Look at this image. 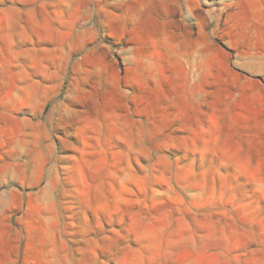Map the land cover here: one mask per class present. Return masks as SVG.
Returning <instances> with one entry per match:
<instances>
[{
    "label": "rangeland",
    "instance_id": "374dc122",
    "mask_svg": "<svg viewBox=\"0 0 264 264\" xmlns=\"http://www.w3.org/2000/svg\"><path fill=\"white\" fill-rule=\"evenodd\" d=\"M234 3L0 0V264H264Z\"/></svg>",
    "mask_w": 264,
    "mask_h": 264
},
{
    "label": "crops",
    "instance_id": "0c3cea01",
    "mask_svg": "<svg viewBox=\"0 0 264 264\" xmlns=\"http://www.w3.org/2000/svg\"><path fill=\"white\" fill-rule=\"evenodd\" d=\"M227 34L228 46L237 57L264 59V0H235Z\"/></svg>",
    "mask_w": 264,
    "mask_h": 264
}]
</instances>
